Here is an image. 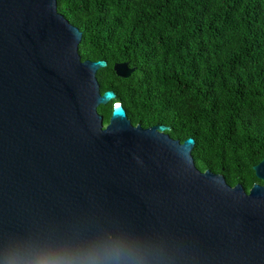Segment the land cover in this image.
I'll return each instance as SVG.
<instances>
[{
	"label": "water",
	"instance_id": "1",
	"mask_svg": "<svg viewBox=\"0 0 264 264\" xmlns=\"http://www.w3.org/2000/svg\"><path fill=\"white\" fill-rule=\"evenodd\" d=\"M82 37L57 0H0V264H264V158L248 193L121 103L105 126Z\"/></svg>",
	"mask_w": 264,
	"mask_h": 264
},
{
	"label": "trees",
	"instance_id": "2",
	"mask_svg": "<svg viewBox=\"0 0 264 264\" xmlns=\"http://www.w3.org/2000/svg\"><path fill=\"white\" fill-rule=\"evenodd\" d=\"M83 33L82 60L107 62L97 76L108 125L115 104L134 126L165 125L196 140L199 170L249 193L264 158V0H57ZM135 72L120 78L114 66Z\"/></svg>",
	"mask_w": 264,
	"mask_h": 264
}]
</instances>
